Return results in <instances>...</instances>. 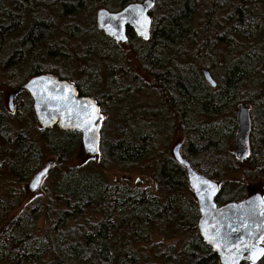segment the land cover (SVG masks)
I'll return each mask as SVG.
<instances>
[{
    "label": "trees",
    "instance_id": "trees-1",
    "mask_svg": "<svg viewBox=\"0 0 264 264\" xmlns=\"http://www.w3.org/2000/svg\"><path fill=\"white\" fill-rule=\"evenodd\" d=\"M143 1L0 0V77L11 80L10 92L17 91L25 84L24 81L21 86L15 83L17 70L21 72L23 65L32 59L34 61L27 75L29 79L50 74L73 82L71 77H63L64 74L51 66L45 68L43 65V62H47L46 58L60 62L70 45V41H56L57 20L72 21L77 15L98 6L108 12H118L130 4ZM158 1L155 0L151 11L150 37L143 39L129 29V40L125 44L133 46L131 48L139 58V65L153 80L157 109L138 111L137 114H143L140 118L145 117L137 120L140 124L136 127H132L133 123L130 127L124 125L122 129L118 128V124L114 125L113 136L106 137L103 126L98 155L101 161L95 166H70L80 154L79 132L62 131L59 127L48 130L39 128L37 137L33 138L23 128L24 122L30 120L25 116L29 108L24 105L23 98H27L34 117L29 94L22 92L17 95L14 103L18 110L11 113L2 98L4 91H0V176L5 173L19 184L25 183L30 165L41 160L42 147L59 165L51 172L56 177L53 191H45L44 195H48L46 198L40 197L28 204L22 215L12 221L16 223L11 226L16 227L14 233L7 234L5 231L1 234L0 264H148L130 246V241L122 240L117 232L122 227L135 229L144 225L156 230L164 239L184 238L178 252L159 256L164 264H221L200 237L198 206L189 188L186 170L172 157L160 154L163 159L157 166L155 181L163 198L146 197L143 192L135 194L129 189L116 187L108 182L105 171L113 166L122 165L126 169L127 166L149 161L157 150V134L166 126L168 139H172L175 132H182L181 153L192 168L219 183L218 206L240 202L246 197L241 186H235L234 182L228 180V175H237L243 166L256 171L255 179H264V121L261 117L251 113L252 155L243 163L236 161L227 146L224 138L227 132L221 131L220 126H206L202 119L229 116V121L235 126L237 106L247 103L253 84L257 81L256 76L260 73L264 75V0H238L237 5H233V11L221 23H216L213 15L211 20L209 15L206 19L204 14L205 39L196 54L207 57L203 69L218 77V80L214 78L217 82L214 90L206 83L202 70H183L171 59L177 55L179 44L193 34V20L199 0H164V10L156 19L153 13L161 0ZM79 24L64 28L77 30L80 32L77 36L81 37L88 28H80ZM91 27L92 38L100 37L103 47L95 46L91 40V45L82 51L84 68H88V54L94 52L104 59L103 48L106 44L120 47L100 31L96 17ZM220 27L222 32L218 33ZM246 44L253 48L243 49L242 45ZM219 49L226 50V59L221 66L218 61ZM242 51L244 54L241 57L234 60L229 57ZM111 52L112 58L105 60L109 75L102 76L101 68L91 59L89 64L95 71L88 72L81 81L80 78L78 82L74 81L80 96L94 97L101 104L103 113L104 104L98 96L104 86L102 80H112L103 96L113 97V103L128 102L127 98L130 100L133 97V92L128 89L114 93L120 87L126 88V84L130 83L136 89L140 87V80L133 73L120 74L119 78L113 74L117 54L115 50ZM78 60L80 62V56ZM261 106L264 111V101ZM150 124L155 130L147 127ZM227 128L230 130L229 126ZM4 203L9 205V200ZM90 212H102V220L98 223L82 222V217ZM43 217L46 220L49 218L52 224L48 236L41 239L30 235L27 228L32 229ZM133 236L140 239L139 233ZM242 264L251 263L244 261ZM258 264H264V258Z\"/></svg>",
    "mask_w": 264,
    "mask_h": 264
},
{
    "label": "rangeland",
    "instance_id": "rangeland-1",
    "mask_svg": "<svg viewBox=\"0 0 264 264\" xmlns=\"http://www.w3.org/2000/svg\"><path fill=\"white\" fill-rule=\"evenodd\" d=\"M50 1L56 2L57 0ZM230 1L232 5L230 4ZM237 3L238 0H199V6H197V11L194 15L193 20V34L179 44L177 49V55L171 57L175 65H180V68H182L183 70L188 68H196L201 72V70H203L204 65L206 64V61H208L206 60L207 57L204 54H196L203 43V39H205L204 29L206 26V21L204 19V14L206 19L208 15L209 19L213 15L215 22L221 23L220 21L223 20L229 13L233 11V5H237ZM163 6L164 0H161L157 9L153 13L156 19H158L159 16L162 14V11L164 10ZM99 10H101L99 9V6L89 9L82 15H77L74 19H72V21L64 22L62 19L57 20L58 30L56 35V41H70V45L69 48L66 49V55L62 57V60L60 62H52L50 58L48 59L45 57L47 62H43V65L45 66V68H49L51 66L52 69L56 70L57 72L59 71L60 74L62 73L66 77L69 76L75 82H78L79 78L81 81L88 72L95 71V68L89 64L90 60L92 59L93 62H96L95 64H97L101 68V75L107 76L110 73L108 67L106 66L105 60L112 58L111 50H115L117 54V64L113 66V74H117V77L119 78L120 74L133 73L138 78V80H140V87L139 89H136L134 84H126V88L120 87V89L115 90L114 93L116 91L124 92L125 89H128L131 92L135 91L136 95L133 94L134 96L130 100H128V102L127 100H123L117 103H113V97L108 98L103 96L109 90L108 84H110L112 80H102L104 86L100 90L101 94H98L105 108V111L102 116L103 124L101 127L104 126L106 128L105 136L109 137L113 136V132H115L114 125L118 124V128L122 129V127L127 124V126L129 127L132 126V123V127H136L137 124H140L137 122V120L141 121L145 116L143 118H140V116L143 114H137V111L141 112L142 110H155L157 108V97L154 93V89H152L153 80L146 75L143 68L139 65V58L133 52L132 45L131 48L129 45L112 47L106 44V46L103 48V53L105 54L104 59H102L100 55H97L94 52L88 54V68H84L85 61L83 60L82 51L88 48L89 45H91V40H93L95 46L100 45L103 47L102 43L100 42L101 38H92L94 35H92L91 32L93 19L96 17V13ZM52 15H54L53 12ZM76 23H80V28L81 26H86V28H88L87 32H82L81 37L77 36V34L80 33L77 32V30L68 31V29L64 28V26L75 27ZM221 32L222 28L220 27L218 33ZM262 40H264V35L262 37ZM242 46L243 49L250 48L251 50V48H253V46L248 47L247 44ZM218 53H220L218 55V57H220L218 58V61H220L219 66H221L226 59V50L219 49ZM238 53L239 55H229L231 60L241 57L244 54V51ZM79 56L80 62L78 60ZM202 57H204L203 60L200 59ZM208 59L212 60L211 58ZM33 61L34 60L30 59L27 63H25L24 69L21 72H19V70H17L18 72L15 71L20 77L19 79L18 77L16 78L15 83L21 85L23 81L26 82L29 79V76L27 75ZM262 61H264V48L262 51ZM47 63L49 66L47 65ZM214 78L218 80V77L216 75H214ZM256 80L257 81L253 84V89L251 90L252 95L249 96L248 100L246 99L247 103L243 104H245L246 107L250 109L251 113H253L255 116L257 115L259 118L261 117V119H263L264 121V111H262L261 106V103L264 101V88H261L264 85V75L261 73L258 74L256 76ZM10 82L11 80L8 77H0V91H4L2 94V98L7 109L9 108L8 106L10 99L9 89H12L9 88ZM23 101L26 108H29L25 116L27 119H30L24 122L23 128L24 130L29 131L33 138H36L37 130L40 128V126L38 125L37 121H34L35 116L33 117L32 115L30 105L27 102V98H23ZM23 108V106L20 107L21 110H23ZM135 108L138 109L136 110ZM13 109L14 112H16L18 110V106L16 104L15 106L13 105ZM202 119L206 126H220L221 131L223 129L225 130L224 132H227L224 133V138L226 139L227 146L230 147V149L232 150L234 147V138L237 127L236 125L234 126L231 121H229L230 117L222 116L219 119L204 117ZM177 124L178 122L176 121V125ZM227 126L230 127V130L227 128ZM147 127L152 128L153 126L152 124H150V126ZM157 137V150H155V152L151 155V159L149 161H142L127 166L125 167L126 169H123L121 167L122 165L113 166L110 170L105 171V176L108 182L116 185V187H119L121 189H129L135 194L143 192L146 194V197L163 198L162 192L158 188V185L155 181V179L157 178L158 162L160 164L161 160L166 154L167 156L173 158V150L178 143H183V135L181 131H178L174 133L172 139H168L167 127L163 126L161 131L157 134ZM42 151L43 152L41 160L35 161L30 165L29 171L27 172L28 179L25 183L19 184L15 179L13 180L5 173L0 176V237L2 238L3 235L1 234L5 231L7 234H12L15 232L16 227L11 228V226L15 225L16 223L14 224L12 223V221L22 215L24 209L26 208V206H28V204L37 200L40 197L46 198L48 195H44L45 191L51 193L55 187L54 181L56 177L55 175L51 174V172H54L59 165L54 158L48 156L44 147H42ZM160 154L163 157H161ZM158 156L160 157L159 161H157ZM96 158L97 160L88 157L82 151L81 148L80 154L70 166H95L98 162L101 161V156H98ZM47 163L50 166L55 163L56 166H54V169L51 170L45 177L40 187L41 189L39 191L29 190L30 181L39 171L44 168ZM255 172L256 171L254 169L249 170L247 166H243L240 172L237 173V175H228V180L234 182L235 186L236 184L238 185V187L241 186L242 190H244L245 192L246 197L252 192H260L264 195V179H261L260 177H256L255 179ZM7 200H9V205L8 203H4ZM102 218V212H90L82 217V222L90 221L93 223H98L102 220ZM27 229L30 235L42 239L48 236L49 230H52V224L49 218L46 220V218L43 217L35 224L32 229H30L29 227ZM117 232L119 236L122 237V240L130 241V246L133 247L135 251H137L141 256H143L148 264H164L161 260H159V256L164 253L170 254L172 252H178L181 249L184 240V238L164 239L161 235L158 234L156 230L150 229L146 225L138 226L135 229H132L130 226L122 227L119 228ZM135 233L140 234V239L133 236ZM47 260L50 261L49 259Z\"/></svg>",
    "mask_w": 264,
    "mask_h": 264
},
{
    "label": "water",
    "instance_id": "water-1",
    "mask_svg": "<svg viewBox=\"0 0 264 264\" xmlns=\"http://www.w3.org/2000/svg\"><path fill=\"white\" fill-rule=\"evenodd\" d=\"M155 0L132 4L125 9L110 13L100 10L97 24L108 38L119 43L127 41V28L148 38L152 20L149 16ZM203 76L212 88L217 87L209 71ZM26 91L32 102L36 121L40 128L48 130L58 126L62 131H76L81 135V148L88 157H96L100 151L101 109L97 102L81 97L77 87L49 75L32 78L18 92ZM15 94L9 101V110L14 112ZM236 133L232 155L243 163L252 155V114L245 104L236 108ZM182 144L173 150V159L186 169L189 188L198 205V230L203 242L217 255L221 264H242L248 261L258 264L264 258V196L257 192L241 202L218 206L216 199L219 184L196 172L181 154ZM48 163L30 183V190L40 188L50 172Z\"/></svg>",
    "mask_w": 264,
    "mask_h": 264
},
{
    "label": "bare ground",
    "instance_id": "bare-ground-1",
    "mask_svg": "<svg viewBox=\"0 0 264 264\" xmlns=\"http://www.w3.org/2000/svg\"><path fill=\"white\" fill-rule=\"evenodd\" d=\"M144 2V1H143ZM143 2H140V3H143ZM134 4H139V3H134ZM130 5H132V4H130ZM130 5H128V6H130ZM127 6V7H128ZM154 6H155V4H154ZM154 6H153V8H154ZM152 8V9H153ZM47 10V9H46ZM102 10V9H101ZM103 10H105V9H103ZM100 11V10H99ZM99 11H97V14H98V12ZM152 11V10H151ZM151 11H150V13H149V16H150V18H151ZM44 13V12H43ZM110 13H117V12H110ZM97 14H96V19H97ZM59 19V18H58ZM56 20V19H55ZM54 20V21H55ZM151 20H152V18H151ZM162 20V19H161ZM56 22V21H55ZM98 25V24H97ZM57 28H58V25H57ZM56 28V29H57ZM99 28V27H98ZM129 29H131V28H127V32H129L128 30ZM131 30H133V29H131ZM101 31V30H100ZM134 31V30H133ZM104 35H105V33L103 32V31H101ZM135 32V31H134ZM150 34H151V28H150V33H149V36H148V38L150 37ZM106 36V35H105ZM107 37V36H106ZM140 37V36H139ZM142 38V37H141ZM148 38H143V39H148ZM112 40H114L117 44H119L120 46H123V45H125V44H127V42H128V40H129V36L127 37V41L125 42V43H119V42H117L114 38H111ZM217 54V53H216ZM217 56V55H216ZM218 58H220V57H218ZM228 61V60H227ZM227 61H226V63H227ZM56 64V63H55ZM47 65H48V63H47ZM57 65V64H56ZM24 66V65H23ZM49 66V65H48ZM65 66V65H64ZM58 68V67H57ZM1 70V69H0ZM203 70H206V69H203ZM203 70H202V75H203ZM2 71V70H1ZM56 71V70H55ZM208 71V70H207ZM26 72V71H25ZM210 72V71H209ZM16 73V72H15ZM17 75H18V73H16ZM62 74V73H61ZM211 74V73H210ZM20 75V74H19ZM46 75H49V76H53V75H50V74H46ZM212 75V74H211ZM22 76V75H21ZM23 77H25V76H23ZM53 77H56V76H53ZM63 77H65V75L63 76ZM204 77V76H203ZM213 77V76H212ZM20 77L18 76V79H19ZM56 78H58V77H56ZM32 78H30V79H28L26 82H25V84H27L30 80H31ZM58 79H60V80H65V79H61V78H58ZM213 79H214V77H213ZM215 80V79H214ZM216 81V80H215ZM24 83V82H23ZM217 83V82H216ZM24 84V85H25ZM131 84V83H130ZM208 84V83H207ZM24 85H20L21 86V88L24 86ZM209 85V84H208ZM80 86V85H79ZM209 87H211L210 85H209ZM21 88H19L17 91H14V92H10V97H11V95L12 94H15V98H14V102H15V100H16V97H17V95L18 94H20V93H22V92H26V91H21V92H18ZM212 88V87H211ZM217 88V87H216ZM213 89H215V88H213ZM121 92V91H120ZM125 92V91H124ZM134 93H132V94H135L136 95V93H135V91H133ZM118 94H119V92H118ZM124 94V93H123ZM127 94H128V92H127ZM130 94V93H129ZM131 94V95H132ZM134 96V95H133ZM88 98H91V97H88ZM136 98V97H135ZM22 99V98H21ZM91 99H93V100H95L96 102H97V104L99 105V103H98V101L96 100V99H94V98H91ZM113 99V98H112ZM128 100H129V98H127ZM109 100V99H108ZM9 101H10V99H9ZM20 101V100H19ZM120 102V101H119ZM117 103V102H116ZM21 104V103H20ZM114 105V104H113ZM99 107H100V109H101V126H102V124H103V120H102V116H103V111H102V108H101V106L99 105ZM115 108V107H114ZM136 109V108H135ZM138 109V108H137ZM136 109V110H137ZM154 109V108H153ZM157 109V108H156ZM8 110H9V108H8ZM10 111V110H9ZM11 112V111H10ZM138 112V111H137ZM148 112V111H147ZM12 113V112H11ZM135 113V112H134ZM132 115V114H131ZM147 115V114H146ZM145 116V115H144ZM257 116V115H256ZM147 117H148V115H147ZM143 118V117H142ZM156 118V117H155ZM130 119V118H129ZM135 120V119H134ZM148 120V119H147ZM23 121V120H22ZM132 123V122H131ZM126 124V123H125ZM128 125V124H127ZM147 126V125H146ZM156 127H158V126H156ZM150 128V127H149ZM42 129V128H41ZM132 129V128H131ZM152 129H154V128H152ZM43 130V129H42ZM155 130V129H154ZM253 130V129H252ZM24 132V131H23ZM27 133V132H26ZM251 145H252V141H251ZM99 153H100V151H99ZM99 153H98V155H99ZM98 155L96 156V157H98ZM90 158H95V157H90ZM44 169V168H43ZM42 169V170H43ZM41 170V171H42ZM41 171H39V172H41ZM38 172V173H39ZM37 173V174H38ZM36 174V175H37ZM35 175V176H36ZM34 176V177H35ZM34 177L32 178V180L34 179ZM46 177V176H45ZM45 179V178H44ZM32 180L30 181V183L32 182ZM219 184V183H218ZM30 186V185H29ZM219 188H220V185H219ZM260 193V192H259ZM262 194V193H261ZM263 195V194H262ZM264 196V195H263ZM263 242H264V240L262 241V245H263ZM264 246V245H263Z\"/></svg>",
    "mask_w": 264,
    "mask_h": 264
},
{
    "label": "flooded vegetation",
    "instance_id": "flooded-vegetation-1",
    "mask_svg": "<svg viewBox=\"0 0 264 264\" xmlns=\"http://www.w3.org/2000/svg\"><path fill=\"white\" fill-rule=\"evenodd\" d=\"M129 35V33L127 32V36ZM72 83H74L75 84V82L73 81ZM76 85V84H75ZM81 97H84V96H81ZM86 97H90V96H86ZM91 98H94V97H91ZM98 103H99V101H98ZM99 105L101 106V104L99 103ZM101 108H102V106H101ZM52 167L54 166V165H51ZM29 190H30V188H29ZM254 193H257V192H252V193H250V194H248V196L247 197H245L243 200H245V199H247L250 195H253ZM242 200V201H243ZM241 202V201H240Z\"/></svg>",
    "mask_w": 264,
    "mask_h": 264
}]
</instances>
